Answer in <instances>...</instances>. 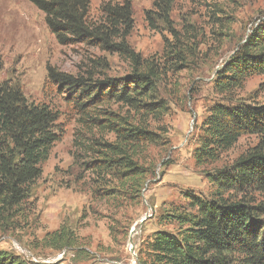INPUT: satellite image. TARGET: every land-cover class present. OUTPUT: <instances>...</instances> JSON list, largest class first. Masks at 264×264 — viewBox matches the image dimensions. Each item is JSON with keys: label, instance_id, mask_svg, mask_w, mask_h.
I'll list each match as a JSON object with an SVG mask.
<instances>
[{"label": "trees", "instance_id": "obj_1", "mask_svg": "<svg viewBox=\"0 0 264 264\" xmlns=\"http://www.w3.org/2000/svg\"><path fill=\"white\" fill-rule=\"evenodd\" d=\"M90 1L30 0L60 45L83 43L119 52L130 61L129 72L97 77L92 71L74 75L48 66L47 80L71 103L90 136L87 144H74L92 154L87 169L111 176L126 192H140L154 171L152 163H144L146 148L165 139L166 130L156 125L168 111L159 87L164 73L184 61L185 54L170 48L162 64L143 58L126 42L132 26L130 1L103 2L97 19L90 17ZM171 4L155 2L162 12ZM94 63L103 65L100 59ZM2 68L0 56V73ZM253 75H264V20L213 81L219 100L207 108L193 150L210 192L186 191V205L161 207L157 220L162 228L150 234L137 264H264V102L234 95ZM58 119L57 109L29 100L13 75L0 80V233L17 230L30 219L42 165L59 140ZM244 135H253L255 144L230 164L212 167ZM41 242L58 251L77 249L74 234L64 226L46 233ZM0 264L26 263L0 249Z\"/></svg>", "mask_w": 264, "mask_h": 264}, {"label": "rangeland", "instance_id": "obj_2", "mask_svg": "<svg viewBox=\"0 0 264 264\" xmlns=\"http://www.w3.org/2000/svg\"><path fill=\"white\" fill-rule=\"evenodd\" d=\"M106 1L120 0H91L92 19ZM129 1L132 26L126 42L134 52L161 64L170 48L185 54L184 61L164 73L159 87L168 111L156 125L166 130L165 139L146 148L144 163H152L154 171L140 192H126L111 176L87 169L92 154L74 144H87L90 136L71 103L47 80L48 66L74 75L92 71L97 77H121L129 72L130 61L119 52L83 43L60 45L30 0H0V80L13 75L29 100L59 111V140L42 165L30 219L17 230L0 233V249L26 264H137L150 234L162 228L157 220L161 207L186 205V191L207 196L211 190L194 164L193 150L207 108L219 100L213 87L216 73L264 20V0H172L167 12L156 7L158 0ZM99 59L102 66L94 63ZM234 95L264 102V75L248 77ZM255 142L253 135L242 136L212 167L230 164ZM109 188L113 192L103 193ZM61 226L72 231L82 255L77 249L43 245L45 234Z\"/></svg>", "mask_w": 264, "mask_h": 264}, {"label": "built area", "instance_id": "obj_3", "mask_svg": "<svg viewBox=\"0 0 264 264\" xmlns=\"http://www.w3.org/2000/svg\"><path fill=\"white\" fill-rule=\"evenodd\" d=\"M129 251H130L131 255H133L132 257L134 258L136 256V254H135V251H134L133 246H132L131 243L129 245ZM103 264H119V263L118 262H112V261L111 262L110 261H106Z\"/></svg>", "mask_w": 264, "mask_h": 264}, {"label": "water", "instance_id": "obj_4", "mask_svg": "<svg viewBox=\"0 0 264 264\" xmlns=\"http://www.w3.org/2000/svg\"><path fill=\"white\" fill-rule=\"evenodd\" d=\"M143 220H144V219H143ZM143 220H141V222H142Z\"/></svg>", "mask_w": 264, "mask_h": 264}]
</instances>
